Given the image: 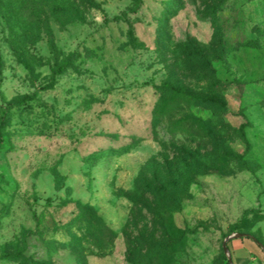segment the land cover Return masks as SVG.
Here are the masks:
<instances>
[{
    "label": "rangeland",
    "instance_id": "374dc122",
    "mask_svg": "<svg viewBox=\"0 0 264 264\" xmlns=\"http://www.w3.org/2000/svg\"><path fill=\"white\" fill-rule=\"evenodd\" d=\"M227 239L264 264V0H0V264Z\"/></svg>",
    "mask_w": 264,
    "mask_h": 264
},
{
    "label": "water",
    "instance_id": "95a60500",
    "mask_svg": "<svg viewBox=\"0 0 264 264\" xmlns=\"http://www.w3.org/2000/svg\"><path fill=\"white\" fill-rule=\"evenodd\" d=\"M237 236L242 237V236H244V234L235 235L234 237H237ZM230 238H232V237H230ZM230 238H229V239H230ZM227 242H228V239L224 242V251L228 254L229 259H230V262H231V264H232V257H231V255H230V251H229V248H228Z\"/></svg>",
    "mask_w": 264,
    "mask_h": 264
}]
</instances>
